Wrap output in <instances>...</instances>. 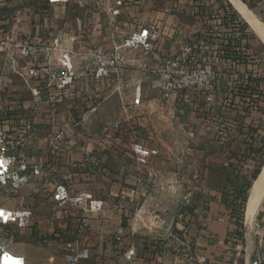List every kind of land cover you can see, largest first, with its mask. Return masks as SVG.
<instances>
[{
	"label": "crops",
	"instance_id": "0c3cea01",
	"mask_svg": "<svg viewBox=\"0 0 264 264\" xmlns=\"http://www.w3.org/2000/svg\"><path fill=\"white\" fill-rule=\"evenodd\" d=\"M114 1L76 0V21L61 16V24L76 22L75 41L69 46L76 54V63H80L76 69L84 74L79 76L74 86L77 123L71 125L67 120L59 127H53L50 125L52 114L48 110L50 105L47 100L36 103L27 85L16 75L9 72L4 75V72L0 76V86L8 91L6 96L11 95L21 101H13V111L8 110L2 119L8 121L10 129L21 123L26 125L29 135L28 158L46 173L38 185L32 183L15 193V197L9 195L0 199V203L9 208L31 207L41 218L39 223L32 218L31 226L18 230L10 239V246L23 255L26 264H70L65 259L64 243L83 237L90 255L77 264H129L124 256L127 249L133 247L138 250V246L144 248L146 243L151 242L154 245H149L150 249L154 250L153 254L147 255L149 261L145 253L143 258H137L140 256L137 254L131 261L171 264L166 261L163 252L166 243L160 237L159 241H150L148 235L171 231L178 205L199 200L190 217V225L195 230L191 244L194 250L199 251L196 253L197 261H179L180 264L251 262L259 253L264 254V213L259 216L252 231L245 229L241 242L228 236L230 221L219 213V200L216 197L203 203L201 191L195 196L192 192L184 191L187 183L191 182L187 172L191 170L192 165L188 162L193 150L186 145L182 151L184 162L181 159L177 162L174 145L176 134L166 130L159 122L161 114L168 109L164 107V98L159 93V83L150 72L157 67L160 59L177 55L183 42L191 39L204 42L208 25L221 35V41L227 36L236 37L242 42L235 24L222 23L219 14L223 11L218 10V0H122L120 14L110 17L108 6ZM226 1L249 25L234 2ZM238 1L245 7L248 6L244 1H252L256 7L264 9V0ZM42 2L44 7L50 6L48 0ZM54 5L58 10V4ZM59 7L63 12L71 8L65 4H59ZM31 9L29 4L22 9L12 7L8 0H0V36L8 30L20 28L25 33L23 37L31 43L49 40L50 35L41 30L45 21L43 23L39 17L33 16ZM21 11L24 17L18 16ZM87 12L91 13V18L88 23H83L82 16ZM110 21L119 27L114 41L110 38ZM82 26L88 30V34H82ZM151 28L158 31V41L148 49L141 46L124 48L122 56L126 64L119 76L100 80L94 77L96 61L91 53L95 49L109 52L114 42L121 43L128 34ZM221 41L206 44V56L210 61L213 57L216 63H220L222 72L227 73L226 81L232 84L233 90L238 89L247 84L254 66L249 57L244 61L240 59L241 54H246L241 53V44L224 45L225 42ZM17 82L21 84L20 87L16 85ZM136 89L140 90L138 105L133 104ZM182 99L179 103L180 98L172 97L168 101V113L181 127L183 135L192 140L199 132H193L190 125L198 122L201 115L198 108L204 104L198 102L199 97ZM86 101L94 105L93 108L83 109L81 106ZM232 111L238 117L244 113L240 105ZM47 122V126L41 125ZM134 128L140 133L139 136ZM135 143L157 149L158 155L154 158L138 156L133 149ZM207 146L203 150L205 154L208 152ZM52 147L56 150L53 155L50 153ZM210 164L213 165L205 157L197 167L204 170ZM172 170H178L180 176H171ZM201 176L208 177V172H202ZM200 179L201 183H206L204 178ZM59 181L74 192L84 190L102 200L103 208L97 212L83 213L76 206H58L53 200V190ZM169 182L174 188L165 191L159 189L160 185H168ZM206 186L216 189L210 184ZM152 218L158 219L160 226L150 228L147 222L150 223ZM117 237L120 239L117 240ZM17 238L21 242L14 243Z\"/></svg>",
	"mask_w": 264,
	"mask_h": 264
},
{
	"label": "built area",
	"instance_id": "2783aa9c",
	"mask_svg": "<svg viewBox=\"0 0 264 264\" xmlns=\"http://www.w3.org/2000/svg\"><path fill=\"white\" fill-rule=\"evenodd\" d=\"M102 1V0H99ZM76 0H48L50 5H70ZM122 0H115L108 6L110 17L120 14ZM112 24L110 38L115 40L119 29ZM15 31L8 30L0 36V53L6 58L1 72H6L19 77L27 85L33 100L41 102L47 100L50 107H56L58 102L68 97L76 82L75 52L68 49L69 42L75 41L74 37H67L62 32L50 35L49 40L42 43H31L27 38L20 39ZM159 39L155 28L134 31L128 34L120 44H114L109 52L95 49L92 56L96 61L93 75L96 79H104L121 71L126 64L122 56L124 48L135 49L139 46L150 48ZM115 43V42H114ZM207 51L202 40L191 39L181 44L177 55L164 57L159 60L155 69L150 70L159 83V93L166 103L174 97L182 98L189 91L201 92L203 100L212 101L216 83L227 80V74H216L214 67L207 58ZM37 73L41 75H37ZM253 76V73L250 75ZM0 90H3L0 88ZM140 90L136 89L133 104L140 102ZM176 101V100H175ZM230 99H226L229 105ZM6 116L0 110V199L4 196H14L25 186L32 183L39 184L46 173L39 165H35L28 158V139L26 125L19 124L10 129L8 121L2 119ZM117 127V125H114ZM134 152L143 158H154L158 150L148 148L141 143L134 144ZM52 147L50 153L55 154ZM36 181V182H35ZM53 200L58 206H76L83 213L100 211L104 202L83 191L74 192L62 181L56 182L53 190ZM33 208L18 206L9 208L0 203V264H26L23 255L14 251L10 246V239L18 230L27 228L32 224ZM259 235V232H257ZM120 238L117 237V240ZM65 259L70 264H77L89 258L90 251L85 246L83 237L68 240L64 243ZM136 249L129 247L125 258L131 261L136 256ZM9 258L15 261H10ZM264 254L259 253L247 264H261Z\"/></svg>",
	"mask_w": 264,
	"mask_h": 264
},
{
	"label": "rangeland",
	"instance_id": "374dc122",
	"mask_svg": "<svg viewBox=\"0 0 264 264\" xmlns=\"http://www.w3.org/2000/svg\"><path fill=\"white\" fill-rule=\"evenodd\" d=\"M12 3L16 8H24L28 4L32 6L33 16L39 17L41 22L45 25L41 27L42 32L48 35H54L58 33H63L67 37H76V22L69 21L68 25L61 24L60 21L62 19L61 16H66L65 19L75 20L76 21V7H74L75 3L68 5L71 7L70 9H66L64 12L59 9L54 8L55 5H50L44 7V2L42 0H8ZM244 3L248 6V11L251 13L253 18L262 23L264 26V9L259 6L256 7L252 1ZM74 7V8H72ZM7 12V11H6ZM19 17H24V13H19ZM83 23H88L91 18V13H84ZM45 19V20H44ZM246 19V18H245ZM243 22L245 20L242 18ZM246 23V22H245ZM247 24V23H246ZM81 30L82 34H88V30L82 26ZM15 34L18 35L20 39H23V35L25 34L23 30L20 28H16L14 30ZM251 28L248 24L244 30V35L242 36L241 42V54L240 57H245L248 60L252 61L253 67V75H255V81L257 82V86H253V94L257 96V101L250 102V108L243 110L244 113L238 114L234 113L232 110H227L228 106L224 102L226 99H230L228 94L233 91L232 84H229L228 81H220L216 83V79L214 80L215 86H217L213 93L212 101L207 102L205 104V108H213L211 109L210 115L205 116V118L198 117V122L194 125H190L193 132L198 130V136H195L192 140L188 138V136L183 135V131L181 127H179L171 114L168 113L170 106L166 101H163L164 107L168 110L161 114V119L159 122L162 124L161 126H165L166 130H172L174 134H176V138L174 139L175 145V153L177 162H184L182 157L184 155V149L186 145L193 150L192 154L189 155V164L191 166V170L187 172V174L191 177V182L187 183V188H184V191L192 192L193 195L198 193H205L202 197H206L208 191L213 192H225L228 193L229 190H233L236 194L242 193L245 191L247 194L248 200V192L253 184V170L259 169L260 163L264 162V44L260 38V35ZM240 36V35H239ZM71 42H69L70 44ZM67 46L68 49H71L70 46ZM116 44V43H114ZM120 44V43H118ZM72 45V44H70ZM113 47V46H112ZM73 51V50H72ZM92 54V53H91ZM229 55V54H228ZM211 65L214 67L216 74H222V66L220 63H216V59L211 57ZM76 68L80 65L79 62L76 63V56L74 57ZM4 62H6V58H0V76L2 74L1 69L4 67ZM84 65V64H82ZM80 67V66H79ZM83 71V70H82ZM76 82L79 76L84 75L83 72H78L76 69ZM120 74V72H119ZM118 73L112 74L111 76H119ZM227 74V73H226ZM99 80V79H98ZM18 87L21 86L19 82L16 83ZM1 103L0 110L3 113L7 114L8 110L13 111L12 102L21 103L20 99H14L13 96H6L8 91L4 86H0ZM232 89V90H230ZM235 89V88H234ZM67 99H62L58 102L59 106L49 107L48 110L52 114L50 125L57 128L65 121L69 120L71 125L77 123L76 121V91L74 88L71 91H68ZM14 95V93H13ZM199 97V101H204L201 92L195 90L194 92H187L183 95L182 98L188 99V97ZM19 98V97H18ZM180 98L178 101L181 103L183 100ZM185 100V99H184ZM87 104V105H86ZM94 105H89L88 101L85 102V105L81 106L83 109L93 108ZM242 108V107H241ZM16 110H19L16 108ZM234 110V109H233ZM241 115V116H240ZM69 118V119H68ZM242 121V122H241ZM48 122L45 124H41L42 126H47ZM162 127V128H165ZM250 134H252V138H250ZM197 137V138H196ZM165 145V144H164ZM208 145V146H207ZM208 149L207 154L203 153L205 151V147ZM199 151L194 152V151ZM168 151V150H167ZM211 151V152H210ZM207 160L213 165H208L204 170L201 168L198 169V165H200L201 161ZM184 158V157H183ZM229 167V170L227 168ZM208 172V177L201 176L202 172ZM182 172V171H180ZM197 174V176H196ZM164 175V174H163ZM171 176H180L178 170H172L170 172ZM201 178H204L205 184L201 183ZM248 182L251 184L248 186ZM210 184V186H215L216 189H212V187L206 186ZM169 186V187H168ZM206 186V187H205ZM174 188L171 186L169 182L168 185H160L159 189L161 191H165L166 189ZM178 188V187H176ZM181 191H183V187H181ZM201 191V192H200ZM7 197V196H4ZM15 197V196H12ZM198 201H190L188 204L181 203L178 205L176 209V218L172 224V230L168 231V233L162 234H149L150 241H159V237L161 241L166 243L165 252L166 261H170L171 264H180L179 261H197L196 253L199 251L194 250L192 243V236L195 233L193 226L190 225V217L193 215L194 209L197 208ZM204 203V201H203ZM201 206V204H200ZM245 209L246 204L244 206V216H243V226L241 228L240 233H243L245 229L247 232L252 231L254 225L257 223V219L259 216L264 213V199L261 202L257 212L255 213L254 220L250 227H246L244 217H245ZM33 220L35 223H39L41 220L39 214L36 212L33 215ZM158 219L152 218L150 223L147 222L150 228H153L154 225H159L157 223ZM162 224V223H161ZM160 226V225H159ZM18 232V231H17ZM147 237V236H146ZM21 242L20 238H17L14 243ZM147 245L154 244L151 242L146 243L144 248L142 246L140 249L136 250V256L139 254L143 258V254L145 256H150L149 254H153L149 251V248H145ZM145 249V250H144ZM141 253V254H140ZM146 259L149 261V257ZM137 260V259H135ZM129 264H148L147 261L138 260V261H129Z\"/></svg>",
	"mask_w": 264,
	"mask_h": 264
},
{
	"label": "trees",
	"instance_id": "16d2710c",
	"mask_svg": "<svg viewBox=\"0 0 264 264\" xmlns=\"http://www.w3.org/2000/svg\"><path fill=\"white\" fill-rule=\"evenodd\" d=\"M218 2H219L218 10L222 9L223 11L222 14H219L222 23L224 24L234 23L235 30L239 32L240 35L239 39L242 40V36H245L244 30L247 27V24L243 22L242 18H240V16L236 13L235 10H233L232 6L226 0H218ZM204 36L205 38H207L204 39L205 40L203 42L204 46H206V44L219 43L221 41V37H219L221 35H219L217 32L211 29L209 25L208 27H206ZM222 42H225L224 45L232 44V46H237V44L238 45L241 44V41L239 42V40L236 37L230 38L227 36L224 37V41H221V43ZM240 59L244 61L245 57H240ZM250 75L248 76L249 79L247 84L242 85L238 89H234L232 93L228 94L231 101L229 105H227L228 106L227 110L229 111L233 110L236 108L237 105H240L243 110H246L250 108V102L257 101V96L252 95L254 90L253 86L254 85L257 86V82L255 81V75H253L252 77ZM202 104H204V106L201 105L198 108V110L201 114L200 117L205 118V116H208V114L210 115L211 109L213 108L211 109L205 108L206 107L205 101H202ZM133 130L134 131L136 130V134L138 136L140 135L137 129L134 128ZM120 136L124 137L123 135ZM252 137H253L252 134H250V138ZM263 164L264 162H261L259 169L253 170L254 180L257 177L258 173L260 172V169ZM227 170H229V167L227 168ZM247 184L249 186L251 183L248 182ZM203 194L205 193L203 192ZM214 197H216L219 200V206H218L219 213L221 214V216H223L224 218L230 221L231 230L228 236L230 238H235L236 240L238 238L240 239L241 242H243V233H240V231L243 226L244 206L247 202V194L245 193V191L236 194L233 190H229L228 193L208 191L206 197H203L204 202H207L205 201L206 199H213ZM147 247L151 252L154 250V249L151 250L149 245L145 246V248Z\"/></svg>",
	"mask_w": 264,
	"mask_h": 264
},
{
	"label": "bare ground",
	"instance_id": "6f19581e",
	"mask_svg": "<svg viewBox=\"0 0 264 264\" xmlns=\"http://www.w3.org/2000/svg\"><path fill=\"white\" fill-rule=\"evenodd\" d=\"M236 5V8L240 13L246 18L249 25L254 28V30L260 35V38L264 42V26L262 23H259L256 18L254 19L248 9L238 0H232ZM257 178V177H256ZM253 181L249 192L248 200L246 202L245 209V225L250 227L254 220L255 213L257 212L259 206L261 205L262 200L264 199V171L262 172L260 178ZM10 261H15L14 259L9 258Z\"/></svg>",
	"mask_w": 264,
	"mask_h": 264
},
{
	"label": "water",
	"instance_id": "95a60500",
	"mask_svg": "<svg viewBox=\"0 0 264 264\" xmlns=\"http://www.w3.org/2000/svg\"><path fill=\"white\" fill-rule=\"evenodd\" d=\"M263 171H264V164L262 165V167L260 169V172L257 175V178H256L257 180L260 178V176H261V174H262Z\"/></svg>",
	"mask_w": 264,
	"mask_h": 264
}]
</instances>
